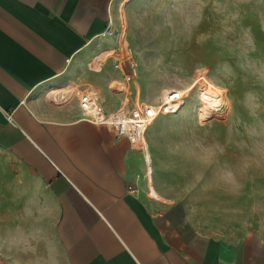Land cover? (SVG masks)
<instances>
[{"label": "crops", "instance_id": "crops-1", "mask_svg": "<svg viewBox=\"0 0 264 264\" xmlns=\"http://www.w3.org/2000/svg\"><path fill=\"white\" fill-rule=\"evenodd\" d=\"M118 1L0 0V264H264L258 239L200 230L139 148L81 117L84 84L105 112L133 104L106 101L112 60L92 67L117 48L99 34Z\"/></svg>", "mask_w": 264, "mask_h": 264}, {"label": "rangeland", "instance_id": "rangeland-1", "mask_svg": "<svg viewBox=\"0 0 264 264\" xmlns=\"http://www.w3.org/2000/svg\"><path fill=\"white\" fill-rule=\"evenodd\" d=\"M169 3L119 0L114 21L137 63L126 97L134 105L158 106L162 102L158 98L168 91L185 96L181 94L183 103L176 112L158 115L147 127L152 162L148 153L151 176L146 179L153 183V171L166 195L184 204L200 230L236 238L253 236L264 244V211H252L253 205H264L260 194L264 173L249 166L246 157L251 153L243 147L251 144L243 135L245 127L255 123L245 107V95L264 104V84L245 71L264 67V24L259 20L264 6L259 0H191L188 38L181 37L177 45L163 27L160 10ZM244 29L251 30L255 46L246 55L239 46ZM115 42L121 48L120 37ZM111 48L101 43L92 67L112 60L114 55L107 53ZM112 81L106 101L117 104L120 92L116 79ZM88 90L84 84L80 92ZM197 141L205 146L218 144L223 151H202ZM169 145H181L178 154L170 153ZM229 169L244 185L240 195L229 194L220 179Z\"/></svg>", "mask_w": 264, "mask_h": 264}, {"label": "built area", "instance_id": "built-area-1", "mask_svg": "<svg viewBox=\"0 0 264 264\" xmlns=\"http://www.w3.org/2000/svg\"><path fill=\"white\" fill-rule=\"evenodd\" d=\"M102 39H113L120 37L121 48H111L112 68L121 72V81L128 88L129 81L137 75V63L134 59L133 49L125 42L124 34L119 31L112 19H108L104 30L99 34ZM77 95L81 117L96 125H103L108 128L116 139H126L130 144H137L141 151L146 167L148 166L146 157L145 134L150 122L162 111L174 112L177 108H167L166 99L162 100L158 106L149 105H123L112 112H105L99 96L88 90L86 92L74 91ZM173 95V94H172ZM70 96V95H69ZM68 96V97H69ZM181 94L176 101L171 102L178 106L182 102ZM171 104V105H172ZM129 192H135L130 188ZM151 195V190H149Z\"/></svg>", "mask_w": 264, "mask_h": 264}, {"label": "clouds", "instance_id": "clouds-1", "mask_svg": "<svg viewBox=\"0 0 264 264\" xmlns=\"http://www.w3.org/2000/svg\"><path fill=\"white\" fill-rule=\"evenodd\" d=\"M259 4L264 6V0H259ZM191 5V0H170V3L163 7L160 11L163 15V27L167 28L172 35V39L177 45L180 44L181 37L187 39L189 32V22L191 19V13L189 11ZM199 17L197 18L198 22ZM259 20L264 24V13L259 14ZM231 31V29H226ZM242 54H247L249 52L255 51L254 40L251 37V30L244 29L240 37L239 44ZM245 71L249 72L250 75L254 76L258 82L264 84V67H251L245 68ZM245 107L255 122L251 126H246L243 135H246L251 141V144L244 143L243 147L248 148L251 153L246 159L249 161L250 167H255L261 173H264V104H262L255 97L249 99L248 95H245ZM239 134V133H238ZM181 145H169L168 151L172 154H178ZM196 147L203 150L218 149L223 151L220 146L212 145L205 146L199 141L196 142ZM220 179L226 185V191L231 195H240L244 185L237 179L236 174L232 170H227L223 172ZM264 196V192L260 193ZM253 212L264 211V205L255 204L252 207Z\"/></svg>", "mask_w": 264, "mask_h": 264}, {"label": "bare ground", "instance_id": "bare-ground-1", "mask_svg": "<svg viewBox=\"0 0 264 264\" xmlns=\"http://www.w3.org/2000/svg\"><path fill=\"white\" fill-rule=\"evenodd\" d=\"M115 82V81H114ZM117 82V85H118V90H119V92H121V93H125V92H127L126 90H127V86L126 85H123L121 82H119V81H116ZM75 91H78V90H75ZM80 91V90H79ZM92 91V90H91ZM92 92H94V91H92ZM173 94V95H172ZM180 94H182L180 91H176V90H171V91H168L167 93H164V94H162L161 96H160V98H158V99H162V100H164V99H166V103H165V105H168V109L169 108H177L176 109V111L178 110V108L182 105V103H183V101L182 102H179V105L178 106H175V107H173L175 104H172L171 102H173V101H176L175 99L176 98H179L180 97ZM183 95V94H182ZM184 96V95H183ZM185 97V96H184ZM125 98H127V97H125ZM127 101H128V98L126 99ZM124 99H123V102L121 103V106H123V105H125L124 104ZM172 104V105H171ZM149 106H152L153 104H148ZM120 106V107H121ZM175 111V112H176ZM168 111L167 110H164V111H162L161 113H167ZM155 119V118H154ZM153 119V120H154ZM152 120V121H153ZM151 121V122H152ZM150 122V123H151ZM145 145H146V157L148 158V155H147V153H148V149H147V144H146V142H145ZM134 146L135 147H137L138 148V145L137 144H134ZM246 189V188H245Z\"/></svg>", "mask_w": 264, "mask_h": 264}]
</instances>
